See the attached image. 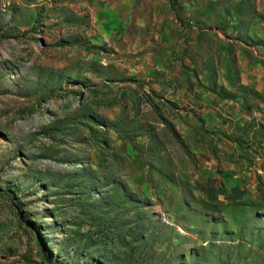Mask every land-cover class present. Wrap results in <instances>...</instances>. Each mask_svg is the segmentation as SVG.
Here are the masks:
<instances>
[{
  "label": "rangeland",
  "instance_id": "obj_1",
  "mask_svg": "<svg viewBox=\"0 0 264 264\" xmlns=\"http://www.w3.org/2000/svg\"><path fill=\"white\" fill-rule=\"evenodd\" d=\"M110 28L113 0H0V264H264V182L190 206L126 169L149 114L113 109Z\"/></svg>",
  "mask_w": 264,
  "mask_h": 264
},
{
  "label": "crops",
  "instance_id": "obj_2",
  "mask_svg": "<svg viewBox=\"0 0 264 264\" xmlns=\"http://www.w3.org/2000/svg\"><path fill=\"white\" fill-rule=\"evenodd\" d=\"M106 36L113 109L149 114L131 118L128 171L190 206L264 182V0H113Z\"/></svg>",
  "mask_w": 264,
  "mask_h": 264
}]
</instances>
